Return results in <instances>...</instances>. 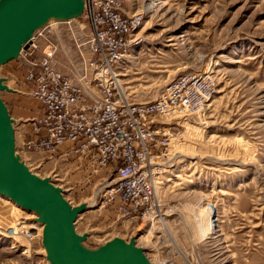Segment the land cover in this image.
I'll use <instances>...</instances> for the list:
<instances>
[{"label":"rangeland","instance_id":"1","mask_svg":"<svg viewBox=\"0 0 264 264\" xmlns=\"http://www.w3.org/2000/svg\"><path fill=\"white\" fill-rule=\"evenodd\" d=\"M121 1L139 20L117 67L124 96L148 103L180 75L210 77L211 92L196 107L150 120L167 141L166 148L152 147L153 205L122 214L118 198L108 195L115 165L92 173L85 160L21 150L42 106L24 88L25 68L15 59L0 66V78L12 89L0 95L11 115L14 110L22 160L60 186L72 205L88 204L74 225L87 235V248L119 237L134 239L152 264H264V0ZM75 23L89 33L83 17ZM69 25L52 23L57 66L71 75L80 52L93 55L86 46L76 48ZM23 108L25 115L17 116ZM10 211L23 228L14 239V229L0 222V264H49L39 237L25 236L40 229L37 216L18 206Z\"/></svg>","mask_w":264,"mask_h":264},{"label":"built area","instance_id":"2","mask_svg":"<svg viewBox=\"0 0 264 264\" xmlns=\"http://www.w3.org/2000/svg\"><path fill=\"white\" fill-rule=\"evenodd\" d=\"M80 16L88 22L87 34L72 24L76 18L55 21L71 24L67 27L76 48L86 46L93 55L86 58L80 52L74 74L57 66L60 44L50 21L33 33L16 59L17 66L25 68L29 95L42 106L21 150L68 162L85 160L92 173L115 165L109 199L118 198L124 215L147 211L153 205L152 147L167 145L150 120L196 107L211 92L207 77L180 75L154 101H130L117 67L131 48L138 18L125 12L121 0H83ZM15 151L21 157L16 145ZM25 236L36 238L27 231Z\"/></svg>","mask_w":264,"mask_h":264},{"label":"water","instance_id":"3","mask_svg":"<svg viewBox=\"0 0 264 264\" xmlns=\"http://www.w3.org/2000/svg\"><path fill=\"white\" fill-rule=\"evenodd\" d=\"M83 12V0H0V66L17 59L33 33L50 20L67 21ZM12 91L0 78V92ZM0 196L36 214L49 264H152L134 239L115 237L97 248L75 230L87 203L72 205L48 177L32 172L15 151L14 119L0 95Z\"/></svg>","mask_w":264,"mask_h":264},{"label":"bare ground","instance_id":"4","mask_svg":"<svg viewBox=\"0 0 264 264\" xmlns=\"http://www.w3.org/2000/svg\"><path fill=\"white\" fill-rule=\"evenodd\" d=\"M149 8H150V6H149ZM55 21H58V20H50V22L51 23H57V22H55ZM207 75V74H206ZM207 78L206 79H209L210 77L207 75L206 76ZM178 113H180V112H178ZM185 113V112H184ZM94 200H92V202H93ZM12 207H17V205L10 199V198H8V197H2V196H0V222L1 221H3V220H5L6 222H7V225L9 226V228H13L14 229V235H13V237H14V239L16 238V234L17 233H19V230H20V228H23V227H16V225H18V224H16V222H15V220H13L12 218H11V214H12V212L10 211V209L12 208ZM17 209V208H16ZM209 209V208H208ZM205 210H206V208H205ZM28 212H33V211H28ZM34 213V212H33ZM204 213V212H203ZM35 214V213H34ZM210 214H212V213H210ZM36 215V214H35ZM210 216V215H209ZM201 218V217H200ZM211 221V220H210ZM204 223V222H203ZM21 225V224H20ZM40 226V229H38V231H37V233H36V235L34 236V237H39V238H41V236H42V225L40 224L39 225ZM212 226H214V225H212ZM26 228H27V225L25 226ZM213 228V227H212ZM28 229H29V227H28ZM208 229H211V224H209L208 223ZM212 230V229H211ZM12 237V238H13ZM29 247V245L27 244V248ZM31 247V246H30ZM44 253H45V250H44V248H43V250H42Z\"/></svg>","mask_w":264,"mask_h":264},{"label":"crops","instance_id":"5","mask_svg":"<svg viewBox=\"0 0 264 264\" xmlns=\"http://www.w3.org/2000/svg\"><path fill=\"white\" fill-rule=\"evenodd\" d=\"M25 89H27L28 90V86L27 85H25V87H24ZM7 92H11V91H7ZM28 93H29V91H28ZM35 99V98H34ZM3 101H4V103L6 104V106H7V103H6V101L3 99ZM23 103V105H25L26 104V102L24 101V102H22ZM30 104H31V102H30ZM33 104V103H32ZM28 105V104H27ZM20 110V111H19ZM24 110V108L21 110V109H17V113H16V115L17 116H24L25 115V112L23 111ZM11 115V114H10ZM12 115H14V110H13V112H12ZM11 115V116H12ZM13 117V116H12ZM14 119V118H13ZM104 170H106V169H104Z\"/></svg>","mask_w":264,"mask_h":264}]
</instances>
